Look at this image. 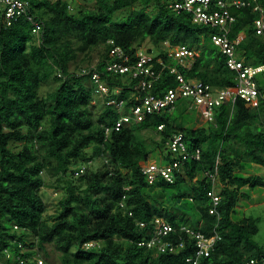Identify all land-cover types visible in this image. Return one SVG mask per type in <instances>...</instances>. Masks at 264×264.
I'll use <instances>...</instances> for the list:
<instances>
[{"label": "trees", "instance_id": "16d2710c", "mask_svg": "<svg viewBox=\"0 0 264 264\" xmlns=\"http://www.w3.org/2000/svg\"><path fill=\"white\" fill-rule=\"evenodd\" d=\"M29 1L40 29L34 31L25 16L8 26L0 22V259L50 264L45 258L50 256L47 244H52L59 251L57 264H192L186 258L194 256V244L186 234L183 246L174 251L139 244L150 239L154 218L162 217L175 227L163 239L175 244L184 224L219 233L221 238L198 264H246L250 259L264 264V249L253 239L256 219L239 217L236 210L241 199L264 186V176L257 172L264 167V71L255 76L256 102L222 104L206 125L194 128L195 122L182 120L186 108H192L177 101L173 110L147 114L116 130V121L137 102L133 94L139 90L137 79L105 69L112 47L130 53L132 61L139 47L135 42L144 38L151 43L147 52L156 50L166 61L164 41L198 49L190 68L178 64L180 71L215 87H231L235 72L210 38L216 29L193 23L185 12L168 7L167 0H98L94 8L75 11L66 0ZM149 3L152 11L146 10ZM258 3L262 13L235 10L229 35L243 34L236 52L252 65L264 64V35L254 28V19H264V0ZM121 10L125 16L116 15ZM99 44L103 51L95 64L70 68L80 53L88 56ZM92 72L107 87L100 98ZM49 79L56 85L41 94V84ZM175 83L165 69L152 93ZM121 99V108L106 104ZM179 107L184 110L174 113ZM106 127H111L108 134ZM142 129L159 135L150 138L152 146ZM179 131L188 152L200 150L199 158L185 159L171 183L161 175L148 183L142 164L157 159L162 146V158L170 160L166 142ZM95 158L103 167L94 168ZM46 175L54 182L46 184ZM44 185L62 193L58 211L47 216L39 192ZM212 190L220 198L215 206L219 216L209 213ZM184 206L197 214L195 222L181 211Z\"/></svg>", "mask_w": 264, "mask_h": 264}, {"label": "built area", "instance_id": "2783aa9c", "mask_svg": "<svg viewBox=\"0 0 264 264\" xmlns=\"http://www.w3.org/2000/svg\"><path fill=\"white\" fill-rule=\"evenodd\" d=\"M168 7L176 12H185L193 23L207 25L215 28L210 38L214 45L219 47L226 56V64L235 72V84L231 87L212 86L203 82L201 79L186 77L178 68V64L185 66L184 62L188 58L194 59L197 52L182 44H176L173 51L167 52L166 61L163 57L147 52L146 49L138 47L135 51L136 60L132 61L131 54L122 50L119 46H114L109 52L112 60L106 63L105 69L116 73H125L130 78L137 79L138 93H134L137 102L131 105L126 114L116 121L114 129H119L123 124H132L142 121L147 114L153 112H164L173 110L177 101H185L188 108H194L206 122L214 120V109L222 104L232 107L238 99L256 102L259 90L255 81V76L264 71V64L252 65L246 63L236 52V45L242 38L238 34L231 38L230 32L232 25L236 20L235 10L240 8H251L253 11L263 12L258 0H167ZM32 5L29 0H0V22L4 25H11L21 16L34 25V31L40 29V25L33 18L34 14L30 11ZM254 28L257 35H264V19L262 16L254 19ZM174 61V63H173ZM186 67V66H185ZM171 74L176 81L173 87H169L160 94L152 93V84L157 80L160 74L165 70ZM83 70V69H82ZM60 74V73H59ZM92 79L96 83L94 93L98 96L107 92V87L100 81L98 72H92ZM264 98V94L262 95ZM124 100H107L106 104H114L122 107ZM163 124L158 125L161 129ZM111 127H106L108 134ZM169 149L170 160L164 162L149 161L141 166L142 173L146 176L148 183H152L157 176L161 175L167 182H173L174 172L180 170V166L185 159L199 158L200 150L196 148L188 152L183 140V133L176 132L166 142ZM213 206L209 213L218 215L215 206L219 201V196L212 190L210 193ZM154 228L150 232L149 240H142L140 245L155 246L163 251L167 247L169 250H176L183 246V234L191 239L194 244V256H188L186 261L192 264H198L201 256H207L214 244L221 237L215 230L211 234H206L197 228H191L186 225L179 227L178 242L172 243L166 239L170 232L175 230L169 222L160 217L154 218ZM142 226L144 222H139ZM20 264L24 263L22 258L17 257ZM41 263V260L38 261ZM246 264H254V259H250Z\"/></svg>", "mask_w": 264, "mask_h": 264}, {"label": "rangeland", "instance_id": "374dc122", "mask_svg": "<svg viewBox=\"0 0 264 264\" xmlns=\"http://www.w3.org/2000/svg\"><path fill=\"white\" fill-rule=\"evenodd\" d=\"M68 2V5L70 6L71 11H75L76 9H81V8H94L98 4V0H66ZM112 0H108V2H111ZM134 5L137 6L139 5V2L135 3L132 5V8H134ZM153 6L151 3H149L146 6L147 11H152ZM126 11L121 10L116 13L118 16H125ZM140 48L147 49L148 46H151L150 39L149 38H144L138 42H135ZM176 45L170 44L168 41H164L162 43V50L166 49L167 52H171L175 49ZM193 49V48H192ZM197 52V55L199 53V50L194 49ZM103 51V44H99L97 46H94L89 52L88 56L86 53H80L79 57L75 62H72L70 64V68L74 70H78V65L85 67L88 65H93L95 62L100 58L101 52ZM153 50V54H158L155 53ZM196 55V56H197ZM192 58H188L185 60L184 64L187 68H190L192 65ZM56 83L52 81V79H49L48 81L44 82L41 84L40 87V92L41 94H45L47 91H50L54 88ZM100 98V96H99ZM94 102V101H92ZM97 109V108H96ZM95 111L97 112V110ZM184 110L183 107H179L175 109L174 113H178L180 111ZM95 112V113H96ZM182 120H187L190 122H195L194 128L199 127L202 125H206V121L204 118H202L199 114L198 111L194 108L192 109H187L183 112V115L181 116ZM178 121H181L178 119ZM141 135L145 137L146 142L148 145L152 146V142L150 138L153 139H158L159 135L157 134L156 131L150 130V129H142ZM21 144V142H17V145ZM14 147V145H13ZM87 154H91L92 150L91 147L86 148ZM164 146H162V149L159 150V153H157V159L153 157L151 158L150 161H155L157 163L159 162H164ZM93 166L95 167H103L100 158H95L93 160ZM95 164V165H94ZM258 174H261L264 176V167H259L257 170ZM200 176V175H199ZM55 177L48 176L46 175L45 177V182L46 184L50 182H54ZM262 189H257L256 191H251L250 197L246 199H241L236 207L237 210V216L242 217H252L256 219V224H257V232L253 236V239L257 242L259 246H261L264 249V186H261ZM39 192L42 196V199L45 204V211L44 214L51 215L55 214L58 211V200L60 196L62 195L60 190H55L50 188L47 185H44L40 187ZM170 194V191L168 192ZM181 211H184L185 214L189 215L190 219L189 222H195L197 219V214L190 208L187 207H181ZM47 249L49 250L50 256L45 258L47 262L50 264H57L58 263V254L59 251H57L52 244H47ZM38 254L42 255V252H39ZM0 264H7L4 259H0Z\"/></svg>", "mask_w": 264, "mask_h": 264}, {"label": "clouds", "instance_id": "9594fccd", "mask_svg": "<svg viewBox=\"0 0 264 264\" xmlns=\"http://www.w3.org/2000/svg\"><path fill=\"white\" fill-rule=\"evenodd\" d=\"M156 218V217H155ZM160 218H162V217H160ZM162 219H164V218H162ZM165 220V219H164ZM166 221V220H165ZM185 225V224H184ZM173 226V225H172ZM186 226H188V225H186ZM174 227V226H173ZM190 227V226H189ZM192 228V227H191ZM17 259V258H16ZM13 264H20L19 262H18V259H17V262H15V263H13ZM24 264V263H23Z\"/></svg>", "mask_w": 264, "mask_h": 264}, {"label": "crops", "instance_id": "0c3cea01", "mask_svg": "<svg viewBox=\"0 0 264 264\" xmlns=\"http://www.w3.org/2000/svg\"><path fill=\"white\" fill-rule=\"evenodd\" d=\"M240 34H241V33H240ZM242 35H243V34H242ZM242 35H241V36H242Z\"/></svg>", "mask_w": 264, "mask_h": 264}]
</instances>
